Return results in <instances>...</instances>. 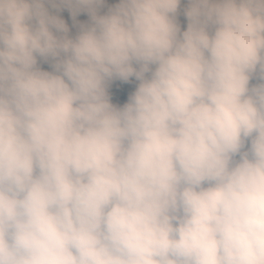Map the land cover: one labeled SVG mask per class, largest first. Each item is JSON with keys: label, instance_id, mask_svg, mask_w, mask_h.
<instances>
[{"label": "clouds", "instance_id": "clouds-1", "mask_svg": "<svg viewBox=\"0 0 264 264\" xmlns=\"http://www.w3.org/2000/svg\"><path fill=\"white\" fill-rule=\"evenodd\" d=\"M181 3L0 0V264H264V0Z\"/></svg>", "mask_w": 264, "mask_h": 264}, {"label": "rangeland", "instance_id": "rangeland-1", "mask_svg": "<svg viewBox=\"0 0 264 264\" xmlns=\"http://www.w3.org/2000/svg\"><path fill=\"white\" fill-rule=\"evenodd\" d=\"M119 0H104V4L100 6L101 14L107 12V10L111 7H114ZM182 3L186 5L187 0H182ZM59 14L65 20L69 27V35L74 36L79 27V23L90 22V17L87 12H80L75 18V21L72 18L71 12L67 7H64L60 10ZM178 22L180 24L181 30H186L187 28V18L183 15V13H178L177 16ZM79 22V23H78ZM45 70H52L50 65L42 67ZM256 77L250 81V83H258ZM138 85V81L135 77L131 78L129 82L124 83L120 81H114L109 85V94L112 98V102L117 104L118 106H122L123 103L127 102L128 96L131 95L132 92L135 91L136 86Z\"/></svg>", "mask_w": 264, "mask_h": 264}, {"label": "trees", "instance_id": "trees-1", "mask_svg": "<svg viewBox=\"0 0 264 264\" xmlns=\"http://www.w3.org/2000/svg\"><path fill=\"white\" fill-rule=\"evenodd\" d=\"M185 4L184 3H181V7H180V10H179V14L180 13H183V8H184ZM60 15V14H59ZM61 16V15H60ZM38 61L40 63V66L41 67H44V66H47V65H50V63L48 62H44L41 58H38ZM250 84H256V83H250Z\"/></svg>", "mask_w": 264, "mask_h": 264}]
</instances>
